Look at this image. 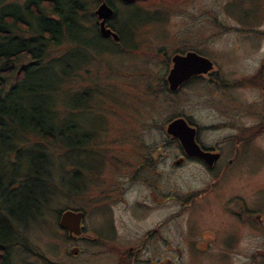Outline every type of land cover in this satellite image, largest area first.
<instances>
[{"label":"rangeland","instance_id":"374dc122","mask_svg":"<svg viewBox=\"0 0 264 264\" xmlns=\"http://www.w3.org/2000/svg\"><path fill=\"white\" fill-rule=\"evenodd\" d=\"M13 1L22 0H0V6ZM76 1L86 9L88 22L83 25L88 28L85 32L95 33L96 44L52 46L46 63L65 60L68 72L60 90L66 100L90 94L82 110L64 117L81 127L79 134L92 133L91 143L80 148L79 169L72 170L51 145L46 151L60 159L34 165L35 174L46 173L50 183L32 198L31 192L21 191L34 200L37 211L11 223L12 241L3 242L9 264H75L74 259L66 260L68 245L56 233L57 217L65 209L80 210L87 202L104 213L92 227L101 226L96 230L109 233L110 237L104 235L108 241L113 240V231L108 230L112 222L120 235L126 230V242H135L143 230L156 229L152 239L144 241L138 258L147 259L149 254L156 264H190L191 255H203L204 263L199 264H243L256 252V239L264 238V0H123L131 11L123 5L119 8L118 0H109L117 15L104 19L95 12L99 0ZM105 4L110 8L106 0ZM101 20L118 41L100 33ZM188 46L211 65L190 74L203 75L190 78L184 77L183 67H177L182 79H173L168 72L174 83L170 86L169 80L164 81L169 58L176 59L173 53ZM74 48L82 56L71 60L76 65L89 63L70 68L69 53ZM180 115L199 124L205 145L221 144L222 155L214 167L178 159L174 136L164 127ZM14 142L12 151L0 150L1 191L24 184L25 172L15 173L13 168L18 156L21 164L32 160L27 144L38 142L43 147L25 134ZM158 144L161 155L152 156L151 148ZM28 177L32 186L38 180ZM73 181V187L65 186ZM0 203L16 211L4 194ZM122 207L140 211L141 219L132 223L133 215L121 214ZM113 216H119L118 223ZM0 218H8L7 211L0 209ZM231 229H236L235 238L228 245L223 240L231 236ZM160 246L162 257L157 253ZM258 248L264 251L263 245ZM155 255L161 258L159 263ZM89 262L101 264L92 258Z\"/></svg>","mask_w":264,"mask_h":264},{"label":"trees","instance_id":"16d2710c","mask_svg":"<svg viewBox=\"0 0 264 264\" xmlns=\"http://www.w3.org/2000/svg\"><path fill=\"white\" fill-rule=\"evenodd\" d=\"M77 6L76 0H22L0 6V150L12 151L16 146L14 139L20 134L43 143V147L38 142L33 143L35 141L27 144L30 154L33 155L30 162L21 164L20 156L17 157L19 161L16 160L13 172L16 173L18 170L25 172L24 184L11 191L0 190V195L4 194L5 200H10L16 210L15 212L7 210L0 203V209L7 211L8 214V218H0V264H9L7 248L3 242L12 241L11 223L15 224L29 213L37 211L36 205H33L34 200L26 199L27 194L23 195L21 191L31 192L32 198V194L39 195L45 187L48 189L50 180L46 173L41 171L35 174L34 165L39 166L40 161L48 159V164L51 165L53 160L60 157L55 158L46 149L50 148V145L58 148L55 153L59 152L58 156H62L63 161L70 164L72 170H76L81 167L77 161L79 152L81 153L84 145L91 143L92 133L79 134L81 127L78 129L72 119L67 122L66 116L64 117L69 111L74 113L82 110V107L88 104L90 94L84 92L81 96L74 98L70 96L66 100V93L60 90L68 72L65 60L46 63L51 57L47 50L52 46L58 47L59 44L60 46L71 44L76 48L95 46L96 39L93 37L95 33L85 32L88 28L83 25L88 22L85 17L86 9ZM76 48L70 51V60H74L75 58H72L74 56H82V51ZM87 63L89 62L76 65L71 60L69 66L81 67ZM40 152L44 155H40ZM1 157L3 155H0ZM82 170L86 168L80 169ZM28 176L38 179L34 181L33 186L28 183L32 179ZM74 183L73 181L72 184L68 183L65 186L71 188ZM24 185L28 188L23 190ZM78 186L81 187L80 184ZM25 201L26 204H23ZM98 219L103 220L100 215Z\"/></svg>","mask_w":264,"mask_h":264},{"label":"flooded vegetation","instance_id":"af4514ba","mask_svg":"<svg viewBox=\"0 0 264 264\" xmlns=\"http://www.w3.org/2000/svg\"><path fill=\"white\" fill-rule=\"evenodd\" d=\"M118 1L121 2L120 4H118L119 8H122L121 5H123L127 8L128 11H131V9L129 8V7H132L131 5H129L128 3H125L123 0H118ZM130 1L131 2L134 1L133 3H135L136 0H130ZM102 2L105 3V0H99V4ZM106 3L112 9V14L110 16L112 18H115L117 15L116 9L109 2V0H106ZM129 14H130V12H129ZM106 27L110 29L109 26H106ZM107 39L113 40L114 38L111 35H108ZM113 41H118V38H117V40H113ZM169 41H173V40H169ZM191 53H193L199 57H202L204 59H207V58L203 57V55L201 56V54H199L197 52V50L191 48L190 46H188V48L177 50V52H175L173 54L177 55L176 59H179V60L181 59L180 60L181 62L184 61V64L186 66V68L183 67L184 73L188 69L195 70V71H191L189 73V74H191L193 72H198V68L199 69L203 68V66L197 65V62L194 61ZM163 54L166 55L164 53V51H163ZM168 54L172 56V54H170V53H168ZM189 55H190V61L187 60ZM173 59H172V57L169 58V65H168L167 69H165L164 81L167 84H168V80H169V79H167L168 72L170 73V71H171L170 69L172 68V65L174 66V64H172ZM212 68H213V64H212ZM180 70H181V68H180ZM180 73H182V72L180 71ZM198 75H203V74L194 73L190 76L186 75L184 77L186 78L187 76H189L188 78H190V77H194V76H198ZM174 79L179 80L182 78L176 77ZM262 80H264V77L262 78ZM179 85L180 84L178 83L177 86L175 87L176 89L173 90L174 92L177 90ZM177 117L184 119L186 124L188 126H190V128L193 130L192 140L198 148V150H195L194 153H188L185 150V148H183L179 139L177 137L176 138L174 137V139H175L174 145H175V147L177 146V153H178L177 157H178V159L197 161V162H199V164H202L203 166L208 167V168L214 167V165L219 161V158L222 155V153L220 151V149L222 148L221 144L216 142L215 144L205 145L203 143L202 138H201L202 131H200L201 128L198 127L199 124H196L192 121L190 122L183 115L172 117L169 121H171L173 118H177ZM257 119L259 121L260 115L257 116ZM167 123H165V125ZM259 124H260V122H259ZM165 127H164V131L166 132ZM257 129L261 130L260 127H258ZM235 145H237V147H238L237 150H238L240 147V142L237 141L235 143ZM154 154L156 155V157L161 155V144H158V146H156L155 148H151V155L154 156ZM148 157H149V151H148V154L146 155V159H148ZM229 161H231V160H228V162ZM236 161H237V159H236ZM142 164L143 163L140 162L138 166L141 167ZM138 172H139V170L137 171V173ZM93 207L94 206H91V202L84 203L83 206L79 208L80 210H77V211H79L78 218L80 217L79 222L77 224L75 223L74 219L71 218L66 223H64L65 229L58 227V230H56L57 235L60 234L62 239H64L67 242V245H68V250H67V255H66L67 261L74 259L75 264H81L82 260H83V264H96L94 262H89L90 259L92 258V260H96L97 263L99 262V260H101V264H104L106 262H110V264H156L155 262L150 261L151 258L149 256V254L145 255V256H147V259L138 258L139 257L138 254H139V252H141L140 249L143 248L142 246H145L144 241L151 240L152 239L151 234L155 233L156 229H151L148 232L143 230L141 236L139 238H137L135 240V242H126L127 240L123 238V237L127 236L126 230H124L123 234L120 235L119 230L114 227V223L112 222L111 228L108 230L113 231V233H112L113 240L108 241V239L106 237H110L109 233L104 232L102 235L100 233V231L96 230V229H98L97 227H101V226L92 227V226H95L96 222L100 221L98 219V215H100L102 218H104L103 217L104 213L100 212L99 211L100 209L93 208ZM122 208L123 209H121V214L126 213L128 218L132 217V215H133V217L130 219V221L132 223H136V219H134V218L141 219L140 218L141 215H139L141 213L140 211H137V210L132 209V208H129L128 210H126L127 207H122ZM263 217H264V215H263ZM257 219L260 220V218H257ZM113 220L115 223H118L119 222V216L117 219H115L113 216ZM87 221H88V223H87ZM84 223H85V226H84ZM57 226H58V224H57ZM74 227L78 229V231L76 233H73V231H71V233L68 232L70 230V228H74ZM235 230L236 229L229 230L231 236L230 237H224V240H223L224 243H227L229 245L230 244L229 242L234 241ZM219 240H221V239H219ZM49 242H51L50 243V245H51V247H50L51 254L50 255L53 259L54 257L52 256V254H54L53 253V248H54L53 242H54V240H53L52 235H51V239ZM123 243H129V245H128L129 247H125L124 245H122ZM108 244H114L117 248H115V249L109 248L108 249V246H107ZM258 245H263V247H264V238H260V241L256 239V249H257L256 252L251 257H247L246 261H244L243 264H264V251L260 250L258 248ZM83 249H85L86 251H83ZM88 252H90V254ZM157 253L159 256L162 257V247L160 248V250L157 251ZM220 256H222V255H220ZM153 257L156 259L157 256L155 255ZM190 257H191L190 258L191 259L190 264H199L200 262L204 263V261H200L201 259H203V257H205L203 255H191ZM180 258H182V256ZM186 258L187 257H184V259H186ZM156 260L158 261L157 263H159V261H161V258L156 259ZM62 264H64V263L62 262ZM167 264H175V261L168 262ZM180 264H182V262H180Z\"/></svg>","mask_w":264,"mask_h":264},{"label":"water","instance_id":"95a60500","mask_svg":"<svg viewBox=\"0 0 264 264\" xmlns=\"http://www.w3.org/2000/svg\"><path fill=\"white\" fill-rule=\"evenodd\" d=\"M96 14L98 17L104 19L107 18L110 14H111V10L109 7H107L104 3H101L98 8L96 9ZM99 29H100V33H102V35L106 36L110 33V30L108 28H105L103 25V20H101L99 22ZM113 37H115V35L112 33ZM192 54V58L194 59V61L197 62V65H201L203 66L202 69L198 70H202L204 71L205 68H208L210 63L208 60L199 57L193 53ZM188 61H190V55L188 56ZM177 67L181 68V67H185L184 61L183 62H176V64L174 65V68L171 69L170 71V75H172L173 79L176 78L177 74L179 72H177ZM191 71H195V70H190L188 69L184 76L186 75H190L189 73ZM180 77V74L177 76ZM168 79L170 81V86H173V82L170 79V76H168ZM166 132L174 137H177L179 139V141L181 142L183 148H185V150L188 153H194L195 150H198L197 146L194 144L193 140H192V132L193 130L191 128H189V126H187L181 119L177 118L174 119L172 121H170L167 126H166ZM69 217H72L75 221V223L77 224L78 221V214H75L71 211H65L62 213L61 215V219H60V224L63 225L68 219ZM74 230V232H77V228H72Z\"/></svg>","mask_w":264,"mask_h":264}]
</instances>
